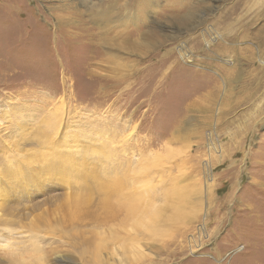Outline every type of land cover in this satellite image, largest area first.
Here are the masks:
<instances>
[{
	"label": "rangeland",
	"instance_id": "1",
	"mask_svg": "<svg viewBox=\"0 0 264 264\" xmlns=\"http://www.w3.org/2000/svg\"><path fill=\"white\" fill-rule=\"evenodd\" d=\"M0 264H264V0H0Z\"/></svg>",
	"mask_w": 264,
	"mask_h": 264
}]
</instances>
